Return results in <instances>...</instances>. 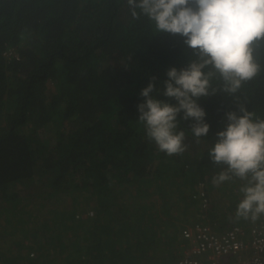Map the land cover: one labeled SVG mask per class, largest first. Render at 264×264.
Here are the masks:
<instances>
[{
    "label": "trees",
    "instance_id": "1",
    "mask_svg": "<svg viewBox=\"0 0 264 264\" xmlns=\"http://www.w3.org/2000/svg\"><path fill=\"white\" fill-rule=\"evenodd\" d=\"M12 48L20 58L5 55ZM190 58L183 38L132 20L125 0H0V210L26 197L44 210L23 238L0 225V264H53L46 241L60 264H174L196 205L195 218L207 208L201 221L217 232L264 226V217L236 220L238 183H211L220 169L208 149L233 97L198 101L210 125L199 144L187 132L192 121L180 119L189 145L181 155L160 152L137 122L141 90L155 77L162 91L166 72ZM256 60L261 71L238 96L264 117V49ZM64 193L77 209L46 211L47 200L66 203Z\"/></svg>",
    "mask_w": 264,
    "mask_h": 264
},
{
    "label": "clouds",
    "instance_id": "2",
    "mask_svg": "<svg viewBox=\"0 0 264 264\" xmlns=\"http://www.w3.org/2000/svg\"><path fill=\"white\" fill-rule=\"evenodd\" d=\"M125 3L132 20L146 19L156 34L179 35L194 57L184 67H172L166 72L162 91L156 89L155 77L141 90L143 103L137 106V122L143 125L147 139L167 156L181 155L189 145L180 119L192 121L187 132L199 144L207 137L210 125L198 101L220 92L233 97L235 110L225 113L223 130L215 134L208 149L209 161L220 169L211 177V183L215 187L238 183L236 220L261 219L264 117L250 111L240 102L238 94L261 71L256 54L264 49V0H125ZM158 95L176 103L157 99Z\"/></svg>",
    "mask_w": 264,
    "mask_h": 264
},
{
    "label": "built area",
    "instance_id": "3",
    "mask_svg": "<svg viewBox=\"0 0 264 264\" xmlns=\"http://www.w3.org/2000/svg\"><path fill=\"white\" fill-rule=\"evenodd\" d=\"M5 55L20 58L13 48ZM183 234L191 247L177 264H222L230 258H236V264H264V226L249 230L235 226L217 233L210 224L200 223L185 228Z\"/></svg>",
    "mask_w": 264,
    "mask_h": 264
},
{
    "label": "rangeland",
    "instance_id": "4",
    "mask_svg": "<svg viewBox=\"0 0 264 264\" xmlns=\"http://www.w3.org/2000/svg\"><path fill=\"white\" fill-rule=\"evenodd\" d=\"M222 186H223V184H222ZM43 188H45V187L43 186ZM72 195H78L81 197L86 196L88 198V194H84L83 192H81L79 190L76 191V194H72ZM72 195L64 193L63 196H67L66 203H61V202L59 203V202H55L53 200H47V202L45 204V206H47L46 211H49L50 209H52L53 212H59V211H61V207H63V204H65V205L70 204V206H69L70 210L72 208H75L76 206L75 207L71 206L72 197H73ZM34 196H36L35 192H34ZM79 201H82V198ZM73 202L77 203V199H75ZM17 204H18L17 207H12L10 205L6 206V207L9 206V207L13 208L11 211L9 209H8L9 211H1L0 210V225L2 226L1 228H3V229L5 227H11L9 230H12L14 232V234L17 235L19 238H23V236H25V234L28 233V231L37 230L38 227L41 226L42 218L44 217V215L42 213L44 210H42L41 204H39V202H36L35 197H32L30 201H29V197H26V198L22 199L20 202H18ZM81 204H79V206H78V208H80V209L77 210V213L84 214L83 209H86V199L85 198H83V201L81 202ZM75 209H77V207ZM190 209H191L190 210L191 216L189 218H193V220H195L196 215H194V212L196 209H198V206L197 205L192 206ZM11 213H13V215L10 216L9 214H11ZM89 213H90V215L94 214L92 212V210H89ZM202 213H203V216H199V219H203V217L208 218L207 208H204ZM85 214H86V212H85ZM85 214L83 216H86ZM7 215L9 217H12V222L7 221V219H6ZM13 226H15V229ZM6 230H8V229H6ZM0 231H1L0 234L2 235L4 232H3V230H0ZM2 237L4 239L3 241L7 245L11 241L10 238H12V236H10V234H8V233H7V235H3ZM44 243H45L46 249L49 250L48 252H46L47 255H46L45 259L50 260V261H55L53 264H56V263L60 264V263H58V261H60L61 259L57 260V255L54 253H51L50 249H52V248H50V244L47 241ZM25 253H26V255H29V253L27 251H25ZM26 255L23 254V256H26ZM66 263H67V260H66Z\"/></svg>",
    "mask_w": 264,
    "mask_h": 264
},
{
    "label": "crops",
    "instance_id": "5",
    "mask_svg": "<svg viewBox=\"0 0 264 264\" xmlns=\"http://www.w3.org/2000/svg\"><path fill=\"white\" fill-rule=\"evenodd\" d=\"M201 220H203V219H199V218H195V220L192 219V221L189 222V224L186 226V228H187V227H192V226H194L195 224L206 223V222L201 221ZM233 227H235V226H234V225L231 226L230 228L226 229V231L229 230V229H231V228H233ZM216 232H217V231H216ZM224 232H225V231H224ZM217 233H223V232H217ZM185 240H186V239H185ZM190 247H191V243L187 240V242H185V248H184V250H183V256H184L185 252H186L187 250L190 249ZM183 256H182V257H183ZM236 262H237V259H236V258H235V259L230 258V259H229V262H225V261H223L222 264H236ZM207 263H208V262H206V264H207ZM174 264H177V262L174 263Z\"/></svg>",
    "mask_w": 264,
    "mask_h": 264
}]
</instances>
